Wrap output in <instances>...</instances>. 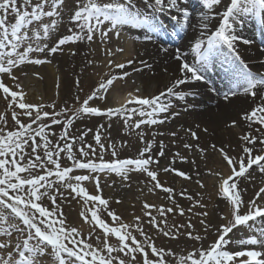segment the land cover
<instances>
[{"label":"snow or ice","instance_id":"1","mask_svg":"<svg viewBox=\"0 0 264 264\" xmlns=\"http://www.w3.org/2000/svg\"><path fill=\"white\" fill-rule=\"evenodd\" d=\"M73 2L74 8L68 12V20L73 26L68 29L70 34L50 46L51 35L63 23L67 0H0V99L7 106L6 112L0 113V264H170L169 258H174V264H264V186L246 201L243 196L247 190L240 188L238 183L241 178L250 177L253 171L264 176V74L253 73L241 58L239 45H250L252 41L236 32V26L242 22L240 18L246 15L255 17L264 28V0H228L227 3L224 0H201L202 8L198 14L200 37L191 46L194 62L190 63L187 54L177 48L174 59L179 62V77L159 94L143 96L140 88H136L127 92L119 106L101 108L96 104V101L107 103V95L116 81L126 82L131 75L124 70L136 64L135 57L122 63L113 59L124 53L123 47H105V55L109 58L105 65L109 69L106 78H102L82 101L76 97L79 107L73 109L65 104L56 111L55 102L33 104L27 101L23 84L16 74L22 65L50 63L47 56L63 52L65 45L85 41L92 44L98 39L107 46L113 38L120 40L125 26L143 29L144 40L151 41L154 35L166 31V25L156 15L158 13H171L169 19L176 21L181 30L193 26V14L184 6L186 0ZM217 8L222 11H216ZM147 10H151V14ZM217 17L218 25L209 32L211 22ZM133 39L139 40V37ZM161 51L167 53L168 48ZM34 54H44V58ZM71 54L75 55V52ZM93 63L88 61L89 65ZM139 64L141 67H133L134 72L152 68L145 60H140ZM217 66L230 77L232 84L223 94V100L231 102V98L238 94L237 90H242L253 107L240 114V121L247 128L239 136L240 154L231 156L224 147L210 145L213 151L219 152L228 169L227 175L208 169V175L218 178V194L224 199L227 212L220 215L223 223L219 225L211 223L207 210L195 215L202 217L199 223L203 231L214 230L216 239L207 248L193 246L190 251L177 254L170 248L156 245L142 226L144 221L141 217H134V225L124 223L122 217L110 209L109 200L100 194L101 181L112 174L122 181L129 180L132 172L145 175L149 178L148 183L152 184L148 190H161L173 204L172 207L143 204V215L156 235L171 240L186 236L189 240L202 241L205 237L195 234L191 220L186 224L168 225L169 214L184 216L185 210L175 201L174 189L162 184L158 179L159 171L152 168V165L159 164L151 155L155 136L152 140H145L142 126L163 125L178 117L180 113L173 111L177 103L196 95L179 90L181 86L196 82L210 84L207 73ZM34 75L42 79L38 73ZM5 79L11 80L12 84H6ZM76 83L79 85V81ZM7 113L11 115L13 128L7 127ZM22 117H26L28 122L25 123ZM84 117L107 119L109 127L115 118L123 128L136 131L145 146L137 157L119 159L117 146L104 142L107 129L103 124L98 125L94 132L88 129L72 135L75 121ZM53 126L61 128L58 137ZM229 126L237 127L238 121L232 120ZM203 131L208 130L205 128ZM89 132H93L94 145L85 139ZM186 134L195 141L199 140L197 132L192 129H187ZM170 135L175 137L177 133ZM164 147L161 141L158 153L161 157ZM183 147L189 151L195 148L205 159L207 149L199 143H185ZM109 149L112 160H105L98 154ZM175 156L187 162V157L180 153ZM63 158L71 161V165L62 166ZM78 171L81 174H73ZM163 171L185 180L192 179L188 173L171 166ZM85 182L95 185L96 194L88 191ZM195 182L201 189L206 187L199 179ZM179 195L193 200V196L186 192ZM45 198L51 207L44 205ZM69 198H79L85 206L80 216L83 223L90 225L87 236L80 228L67 225L64 219L58 200L68 201ZM197 207L206 209L207 205L197 200L187 211L191 213ZM153 209L161 217L159 221L153 215ZM105 213L111 218V224L103 218ZM258 219L262 222L259 226L255 225ZM245 227L250 234L237 239L241 247L232 249L230 245L235 231ZM97 228L101 230L95 237L99 244L94 245L91 240L93 230ZM130 228H134L138 235L133 234ZM112 237L116 239L117 246L109 243Z\"/></svg>","mask_w":264,"mask_h":264},{"label":"bare ground","instance_id":"2","mask_svg":"<svg viewBox=\"0 0 264 264\" xmlns=\"http://www.w3.org/2000/svg\"><path fill=\"white\" fill-rule=\"evenodd\" d=\"M224 2L227 3L228 0H224ZM69 6L70 5H67L68 8ZM184 6L187 7L188 10L193 14L191 19V24L193 26L185 30H181L176 24V21L171 20L170 28L166 27V31L158 35H154L151 41H145L143 29H134L131 28V26H125V29L128 30L130 35L128 36L127 33L124 34L123 32L119 41L113 38L107 46L100 43L98 39L92 44H89L86 41L80 42L76 44V49H74L75 55L66 54L68 51L66 50L67 48H64V51L59 53L62 54V59L68 63V66L67 68L65 67V71L67 70V75L65 73L62 75L60 93H62V95H66V97L68 96L67 100H71L73 103H75L76 107V97L79 96L80 100L82 101V93L87 88H92L93 86L97 87L101 79L106 78V74L109 72V69L105 66L109 58L105 55L104 48L110 47L114 49L115 47L120 46L123 47L125 51L122 54H117L115 61L117 63H122L127 59L135 57L136 64L124 70L131 73V75L126 78V82L120 80L116 81L113 89L111 90L115 91L116 102L113 104L119 106L121 103H123L124 96L127 94V92L133 90L131 83L135 85V82H139L141 84V95L152 96L159 94L167 86H169L171 82L179 77V62L174 59L177 48H180L183 53L187 54V59L190 63L194 62V54L191 52V46L194 44L195 40L200 37L201 30L199 28L198 14L202 8V4L201 0H186V4ZM147 11L149 14H151V10ZM216 11H222V9L217 8ZM156 15L159 18H162L170 16L171 13H158ZM240 19L242 22L236 26V32L242 38L252 41L250 45H239L241 58L253 73L264 74V28L261 27L259 22L253 16L246 15ZM218 23L219 18L217 17L211 22L209 32L214 30ZM137 36L139 37V40H134L133 38ZM179 37L181 38L179 46H172L171 43L178 41V39H180ZM51 41L52 40L50 38V42ZM121 41H124L123 45L120 44ZM65 46L69 47V45ZM162 48H168V52L165 53L161 51ZM89 60L94 61V63L89 65ZM140 60H145L147 63L152 65V68H144L143 71L134 72L133 67H141L139 64ZM64 65L66 66V64H60V66ZM37 68L40 70L39 74L42 77L41 81L44 82H41V85L39 83L40 87H36L34 91L30 92L31 94L28 96V101L29 103L33 104L41 103L42 101L37 103V99L35 98V94H38L40 96L39 98L44 99L45 102L47 101V104L51 102L48 100L52 99V92L55 87L54 69L51 64L37 65ZM27 69L29 68L22 67L16 72V74L20 77V81L23 86H28L30 84L29 82L35 84L38 83V81L31 78V76L27 77L29 72H27V75H24V72H26L25 70ZM165 69H167V71H165ZM207 78L211 81L210 84L196 82L181 86L179 90L194 92L196 95L188 96L186 97V101L177 103L176 106L179 108L176 112L181 111L179 112V119H170L163 125L155 126V130L151 131L142 128L145 133V140H152L153 136H155L156 143L153 146L151 155L159 161V164H154L152 166L155 167V170L159 171L158 179L164 185L165 182H167V184L170 186V182L173 181L170 176L174 173L165 174L163 171L165 167L169 166L188 173L192 177V180H196L198 177L203 176V174L208 171V169L221 171L223 174L227 175L228 169L222 163L219 152L213 151L210 148V145L212 144H215L218 147H224L231 156H236L241 152V142L239 140V136L246 132L247 128L244 123L240 121V114L246 110H250L251 107H253V104L249 98H246L243 95L242 90H237L238 94L231 98V102H226L223 100V94L229 90L232 84L230 77L226 75L223 69H221L219 66H217L214 71L207 73ZM77 81H79V85H77ZM11 82V80L5 79V83L11 85ZM212 88H214L215 91H210ZM98 103L100 104L99 106L101 108L108 107V105H110L108 95L107 103L96 101V104ZM84 119H88L92 124L102 123L105 126V129H107L105 135L108 136L110 141L123 139L122 142L126 145V147L137 145L138 152H140L145 146L139 140L136 133L128 132L126 135H124V128L115 118H113L111 121V127H109L110 122L104 118L84 117ZM232 120L238 121L237 127L229 126ZM88 123L89 122L87 121L86 125ZM80 124L81 122H78L74 126L78 127ZM196 125H199L200 127L197 128ZM90 126L93 127L95 125H89V127ZM205 128H207V132L203 131ZM187 129L196 131L199 136V140L195 141L190 137V135L186 134ZM57 132L58 131H56V133ZM161 132H163L164 135H159ZM172 132H176L177 136L173 137L170 135ZM161 141L165 146L163 149L164 155L162 157L158 155ZM135 142H137V144H135ZM185 143L193 145L199 143L202 148L207 149L206 153L204 154L205 159L201 158V154L195 148H193L191 151L185 149L183 147ZM176 153H180L181 156L187 157V162L181 161L178 157H176ZM112 159L113 158L107 160ZM173 159H175L174 164L172 163ZM192 161H195V163L193 164ZM197 172L200 173L199 176L196 175ZM129 176L130 179L127 180L129 182L126 183L129 191L133 192L136 189L141 188L142 186L139 184V182L144 185L146 184L145 186H147L148 178L143 175L141 176V173L132 172L129 173ZM106 179L113 181V179L116 178L115 175L112 174ZM132 179L133 181H131ZM216 179V183L218 185V178ZM210 181L212 180L207 179V182ZM257 182L261 183L255 187L254 183ZM238 183L242 189L247 190L243 196L244 200L247 201L254 196V193L258 191L259 187L264 186V176L253 171L250 177L241 178ZM205 184L207 183L205 182ZM143 191H145V189ZM90 192L93 191L91 190ZM105 193L106 196L109 197L108 192L104 190V194ZM116 193H118L116 196H119L120 192L117 191ZM125 195L127 197L129 196V200H131L132 194L130 192L128 194L125 193ZM110 204L111 203H109V206ZM65 205L67 212L70 214L69 218H75L76 209L75 205H72L70 198L68 201H65ZM127 208L132 209V211L133 209L136 210V206L133 203L124 204V206H120L117 210L118 212H122V214L127 216V210H129ZM225 213L226 212L223 214ZM216 214H220L219 209H217ZM122 221L124 223H128L129 219L125 217L122 218ZM75 222H77L75 227L80 228L81 231L88 230V227L84 223L76 221V218ZM261 223V220L258 219L255 222V225L259 226ZM196 228L197 226H195V234H199L200 229L197 230ZM213 233L214 230H211L208 233L200 232V235L202 237H211L213 236ZM249 234V230L246 227L236 230L233 236V243L230 245V247L232 249H239L241 246L236 242L237 239L241 238L243 235ZM182 242L183 240H181L180 243ZM180 243H174V246H178ZM191 249L192 248L190 247L185 248L184 251H190Z\"/></svg>","mask_w":264,"mask_h":264},{"label":"rangeland","instance_id":"3","mask_svg":"<svg viewBox=\"0 0 264 264\" xmlns=\"http://www.w3.org/2000/svg\"><path fill=\"white\" fill-rule=\"evenodd\" d=\"M67 5H70V6H69V8L67 7L65 9V12H66L65 20H63L64 22L51 35L50 38H51L52 41L50 42V39L48 41L50 46H51L52 43H54L59 38H62L63 36H66V35H69L70 33H69L68 29L70 27H73L70 24L69 20H68V12L71 11L70 9L74 8L73 0H67ZM123 32H124V34L127 33L128 35H130L128 33V30L125 29V28H124ZM123 43H124V41H121L120 44L123 45ZM63 47L67 48L66 50L68 52L66 54H71V52L75 51L74 49H76V44H70L69 47L68 46H63ZM34 55H37L40 58H44V54H34ZM115 58H117V56L113 57L114 60H115ZM47 59L50 60V63H44L42 65L51 64L53 66L54 73H55V83H54L55 87H54V90L52 92L53 96H52V99L48 100V101H51L50 103H52V102L56 103V105H57V107L55 109L56 111H59L61 108H63L65 106V104H67V106L69 108H73V109L79 107L78 104L75 107V103H73L71 100L70 101L67 100L68 96L66 97V95H62V93H60L62 75L64 73L65 74L67 73L66 72L67 70L65 71V69L68 66V63L65 62V60L62 59V54L58 52V53H56L54 55H48ZM61 63L62 64H66V66L65 65L64 66H60ZM22 67L23 68H29V69L25 70L26 73L29 72L27 77L31 76V78H33V79L38 81V83H36V84L29 82L30 84L28 86H25V85L23 86L24 87V91L27 94L26 95V99L28 101L29 100L28 96L31 94L30 92L34 91V89L36 87H40L39 83L41 85V82H44V81H41V79L37 78L34 75V73H38L39 74V72H40L39 68H37V65L26 64L24 66H21V68ZM39 77H41L40 74H39ZM93 85H96V84H93ZM131 85L133 87V90L136 89V88H140V91L142 90L141 84L139 82H135V85H133L131 83ZM95 88H96V86H93L92 88H87L82 93L83 94L82 98L85 99L86 96L91 94L92 91ZM35 96H36L35 98L37 99V103L40 102V101H42L43 103L45 102L44 99L39 98L40 96L38 94L37 95L35 94ZM108 98H109V103L110 104H113L114 102H116L115 101V91L109 92ZM46 102H45V104H46ZM98 105H100V104L98 103ZM6 108H7L6 104L4 103V101L2 99H0V113H5L6 112ZM45 110L52 111V109H45ZM177 110H178V106H176L173 109V111H177ZM179 112H181V111H179ZM69 115H71V113H69ZM60 118L64 119V117H60ZM7 119H8L7 127L8 128H13L14 124H13V121L11 119L10 113H7ZM22 119L24 120L25 123L28 122L26 117H22ZM174 119H179V116L174 118ZM87 121L89 123L86 125ZM78 122H81V124L78 127L74 126L71 129L72 135H79L80 132L86 131L88 129H93V132H94L96 130V128L98 127V125L102 124V123H100V124H92L88 119L81 118V119H77L75 121L74 125L76 123H78ZM89 125H95V126H93V127L90 126L89 127ZM142 128H145L148 131L149 130L150 131L151 130H155L154 129L155 126H151V127L142 126ZM124 130H125L124 131V135H126L128 132L129 133H136V131H134V130L130 131L127 128H124ZM53 131H55V132L58 131L57 135L59 136V133L61 131L60 126H53ZM93 132H89L85 139H86V141L88 143H91V144L94 145ZM103 139H104V142L106 144L114 143L117 146V148L119 150V154H118V158L119 159L135 158L139 154L137 145L136 146L132 145V147H129V146L126 147V145L122 142L123 139L110 141L108 139V136H106V135H105V137ZM122 144L124 145L123 147H121ZM135 144H137V142H135ZM78 147H79V144H77V148ZM98 154L99 155H103L105 160L113 158L111 156V149H109L108 151L103 152V153H99L98 152ZM92 159H96V157H92ZM61 163H62V166H70L71 165V161L67 160L66 158H63ZM152 168L155 170L154 166H152ZM73 174H81V172L78 171V172L73 173ZM113 175H115V174H113ZM142 175L143 174H141V176ZM143 176H145V175H143ZM169 176H170V174H169ZM115 178L117 179V178H120V177L115 175ZM170 178H172V180H173L172 182H170L171 183L170 186L174 189V192H175L174 199L185 210V215L184 216H180L178 213L169 214L167 216V223H168V225L170 227H172L174 225L186 224L189 220H191V222L195 226H197L196 229L197 230L200 229L199 230V235H200V232H204L202 226L199 223V220L202 217H197L195 215V213L196 212H200V211H204V210H207L209 212V220L211 221V223L216 224V225H219L220 223H223V221L220 220V215L223 214L224 212H227V205H226L224 199L218 194V185L216 183L217 179L214 178L213 176L208 175V171H206L203 174V176L197 178V179L201 180L204 184H205V182L207 183V184H205L206 187L203 188V189H201L198 186V184L195 182L197 179L196 180H192V179L191 180H185V179H183V178H181L179 176H176L175 174H171ZM116 179H113V181H109L107 179H102V181H101L102 192L100 194L102 195L103 198L109 200V203H111L110 206H109L111 210H113L116 213H118V215L121 216L122 218L126 217V218L129 219V222L127 224L134 225L136 223L134 217H136V216L141 217V220L144 221L142 226L144 227L145 231L148 232L153 237V239L155 240V243H156V245L158 247L162 246V247H164L166 249L170 248L173 251H175L177 254H180V253H182V251H184L185 248H189V247L192 248L193 246L199 248L202 245L204 248H207L216 239L215 231L213 233V236L205 237L204 239H202V241L189 240L186 236H181L178 240H171L169 238H165L162 235L157 236L155 230L152 229L146 222L147 221V217H145L143 215V211H144L143 204L145 202H147L149 204H155L157 207H159V206L172 207L173 206L172 201H169L168 199H166V194L163 193L161 190L160 191L156 190L155 192H150L148 190L150 187H152V184H150V183H147V186H145L146 184L144 185V184L139 182V184L142 187L139 188V189H136L133 192H131V191L128 190V186L126 184L129 181H122L121 178L117 179V180ZM207 179H211L212 181L207 182ZM131 181H133V179ZM85 183H86V187H87L88 191L90 192L92 190L93 192H90V193L91 194H96L95 185L92 184V183H88V182H85ZM259 183H261V182L254 183V186L257 187L259 185ZM166 184H167V182H165V186H169L168 184L167 185ZM142 189L143 190L145 189V191H143ZM104 190L106 192H108L110 198L106 196V193L104 194ZM117 191L120 192L119 196H116L118 194V193H116ZM129 192L132 194L131 195V200H129V196L127 197L125 195V193L128 194ZM181 192H186V193L192 195L193 196V200L189 201L187 198L180 196L179 193H181ZM117 200H119L120 203H117ZM197 200H199L202 203L206 204L207 208L206 209H201V208L197 207V208H194L191 213H189L187 210L189 209V207H191L192 204H195V202ZM70 201L72 202V205H75V209H76V211H75L76 217L75 218H76V221H80V222L83 223L82 218L80 216L81 211L85 210V206L83 205V202L80 201L79 198H75L73 200H72V198H70ZM43 203H44V205L51 207L50 201L47 198L44 199ZM58 203L61 205V207L63 209L64 219L66 220L67 225L76 226L75 224H77V222H75V218H73V217L71 219L69 218L70 214H69V212H67L65 201L58 200ZM129 203H133L136 206V210L133 209V211H132V209L127 208V209H129V210L126 209L127 210V216L122 214V212H118L117 209L120 206H124V204H129ZM217 209L220 210V214L219 215L216 214ZM152 211H153V215H156L157 216V220L159 221L161 219V217L156 213L155 209H153ZM212 213H213V216H212ZM103 218L106 220V222H109L111 224V218L108 217L106 215V213L104 214ZM85 225L88 227V230L87 231H82V232L84 233L85 236H87V233L90 230V225H88V224H85ZM129 230L133 231V234L138 235V233L135 232L134 228H130ZM100 232H101V230L98 229V228L93 230V238H92L91 242L94 245H98L99 244V242L96 240L95 237H96V235H100ZM244 236H246V235H243L241 238H243ZM138 238L139 239H144L143 237H139V236H138ZM181 240H183L182 243H180ZM109 243L113 244V246H117V242H116V239L114 237H112L109 240ZM174 243H180V244L178 246H174ZM114 255H115V253H114ZM169 259H170V264H174V258H169Z\"/></svg>","mask_w":264,"mask_h":264}]
</instances>
